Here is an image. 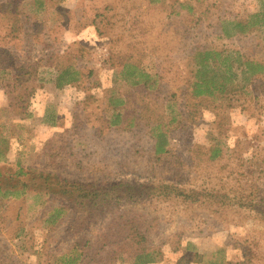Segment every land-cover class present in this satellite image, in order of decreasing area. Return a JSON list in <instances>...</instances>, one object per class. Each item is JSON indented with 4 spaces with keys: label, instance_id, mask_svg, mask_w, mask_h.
Returning a JSON list of instances; mask_svg holds the SVG:
<instances>
[{
    "label": "rangeland",
    "instance_id": "1",
    "mask_svg": "<svg viewBox=\"0 0 264 264\" xmlns=\"http://www.w3.org/2000/svg\"><path fill=\"white\" fill-rule=\"evenodd\" d=\"M10 2L18 10L10 23L0 13V51L23 61L67 56L83 80L60 90L52 67L22 84L0 71V187L17 193L0 196V264H59L65 254L86 252L78 264H100L94 261L96 251L85 249L88 241L99 240L110 244L102 252L106 263L116 256L114 264H134L138 247L121 250L112 244L120 234L110 226L123 212L142 223L151 247L163 255L159 264H176L188 248L205 254L207 262L264 264L260 80H251L254 94L246 111H210L200 103L191 106L182 95L188 58L198 48L228 47L244 61L264 63V28L242 37L231 25L237 16L262 13L264 0H49L44 12L35 0H0V8ZM36 23L37 41L32 30L27 34L33 36L25 32ZM130 57L157 77V89L119 83ZM112 100L124 105L115 110ZM115 113L134 119V126L111 128ZM162 132L168 153L157 155L156 137ZM214 145L224 159L213 165L199 149ZM59 180L86 186L126 181L146 185L147 191L171 185L220 199L186 207L149 200L147 193L135 204L111 210L100 224L82 226L76 212L50 224L49 215L43 217L45 207L53 205L46 193Z\"/></svg>",
    "mask_w": 264,
    "mask_h": 264
},
{
    "label": "trees",
    "instance_id": "2",
    "mask_svg": "<svg viewBox=\"0 0 264 264\" xmlns=\"http://www.w3.org/2000/svg\"><path fill=\"white\" fill-rule=\"evenodd\" d=\"M35 3L39 12L47 11L50 6L49 0H35ZM13 6V2H10L0 8V13L4 12L8 15L9 23L13 20L12 16L15 15V11L18 10L16 5L15 7ZM190 13H193L192 9ZM5 19H7L6 15ZM61 19L62 17H60ZM38 25L36 23L34 27L31 26L30 29H26V37L33 36L27 34L28 30H32L35 36V30L38 29ZM231 25L234 27V30H237L239 36L251 35L253 32L259 31L258 28H264V11L262 13L237 16L236 20L231 22ZM225 36L230 37L231 34L225 31ZM32 38L35 41L39 40V36L37 35ZM33 43L35 42L33 41ZM15 55V53L9 51H0V71L10 72L15 84L34 81L43 67H52L57 72L56 87L60 90L68 86H75L83 80L80 71L72 65L73 59H69L67 56L52 53L47 57L45 55L44 57H38L36 61H23ZM135 64L133 58L130 57L129 62L118 76V79L121 81L119 83L131 88L139 87L144 83L150 88L154 86L157 89V77L144 73ZM186 67L188 70L183 80L182 95L186 97L191 106L200 103L210 111H213V107L221 112L237 109L246 111L245 105L250 102L249 97H252L254 94L251 80L253 78L260 80L259 88L264 89V63L244 61L237 51L228 47H224L221 50L213 49L210 46L198 48L188 58ZM173 97L176 98L175 95ZM123 105V101L119 103L111 101V106L115 110H118V107ZM112 118L113 120L109 123L111 128L126 129L127 127L131 128L134 126V119H129L125 114L115 113ZM175 121L176 119H173L171 123L163 125V129H168ZM156 139V154L164 155L168 153L167 133H159ZM199 150V154L205 157V162L208 164L214 165V163L221 162L224 159V153L218 145L209 148L201 147ZM250 163H253V161H250ZM56 184L54 190L51 189L46 193V196L50 197L53 205H47L43 211V217L49 215L48 222H51L50 224L55 223L63 214L66 215L70 212L79 213L78 223L82 224V226L90 227L93 224H100L105 221L111 210L123 209V207L129 204H135L144 198L143 194L147 193L149 197L146 198L149 200L162 199L168 202H176L186 207L203 205L212 200L220 199L216 195H211L201 190H185L171 185H163L147 191L144 189L146 185L137 186L126 181L113 185L102 183L100 186H86L61 180L57 181ZM141 193L143 197L140 196ZM16 194L4 192L2 187H0L1 198L7 199ZM221 198L223 199L224 197ZM229 202L233 201L230 200ZM55 203H58V207H54ZM238 205L241 208H246L247 206L245 202L239 201ZM234 206H237L236 203ZM110 228L117 230L118 235L120 234L118 238L114 234V238H117L116 242L112 243L114 244V248L121 247V250H124L128 247H138L141 250V254L137 256L134 264H159L161 262L162 253L157 248L151 247V241L146 230L142 223L138 222L133 215L125 212L119 214ZM99 243H102V240L96 243L88 241L85 249L96 251L97 255L94 261L100 264H114V261H117L116 256L113 257L114 261H111V263H106L104 256H102V252H105L110 244L102 246ZM109 253L108 251L106 255H109ZM117 253L113 251L112 255H116ZM87 255V252L84 255L83 253H76V255L68 253L63 255L58 260V263L78 264ZM107 257L109 258V256ZM176 264L233 263L226 258H222L220 262H207L205 254L193 253L188 248L177 260Z\"/></svg>",
    "mask_w": 264,
    "mask_h": 264
}]
</instances>
